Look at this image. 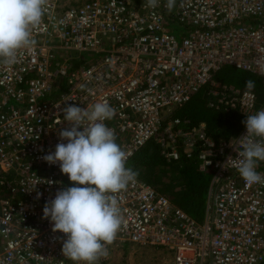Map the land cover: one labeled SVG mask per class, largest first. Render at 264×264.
<instances>
[{
	"label": "built area",
	"instance_id": "2783aa9c",
	"mask_svg": "<svg viewBox=\"0 0 264 264\" xmlns=\"http://www.w3.org/2000/svg\"><path fill=\"white\" fill-rule=\"evenodd\" d=\"M166 2L48 0L35 46L0 63V264H71L43 208L74 182L43 157L67 142L66 106L105 100L127 167L154 141L167 161L182 152L210 174L202 221L136 177L115 194L124 224L109 254L128 244L165 250L170 264H264V184L246 185L235 167L245 125L216 142L204 122L171 117L204 87L210 108L245 119L264 109L213 77L229 65L264 85V0H176L171 12Z\"/></svg>",
	"mask_w": 264,
	"mask_h": 264
},
{
	"label": "clouds",
	"instance_id": "9594fccd",
	"mask_svg": "<svg viewBox=\"0 0 264 264\" xmlns=\"http://www.w3.org/2000/svg\"><path fill=\"white\" fill-rule=\"evenodd\" d=\"M47 3L0 0V63L14 64L20 50L35 46L33 33L41 30ZM158 4L159 0H146L147 7ZM175 4L176 0H167L165 6L171 12ZM245 86L251 91L255 82L248 80ZM63 113L69 127L59 137L67 142L57 143L43 159L58 163L61 173L74 183L46 202L43 216L50 220L53 231L66 234L62 253L73 264H99L109 256V246L124 224L115 194L125 190L139 173L126 166L128 154L105 124L115 114L106 100L87 108L68 105ZM242 123L246 133L237 140L235 167L246 185L264 184V175L256 171L259 162H264V109L247 115Z\"/></svg>",
	"mask_w": 264,
	"mask_h": 264
},
{
	"label": "trees",
	"instance_id": "16d2710c",
	"mask_svg": "<svg viewBox=\"0 0 264 264\" xmlns=\"http://www.w3.org/2000/svg\"><path fill=\"white\" fill-rule=\"evenodd\" d=\"M231 68L223 66L214 74V79L227 86L246 90L248 89L245 82L252 80L255 82V88L251 91L256 94L258 105L263 103L262 78L241 70L234 76L219 77L224 69L228 70V73L235 72ZM207 89L208 87H204L183 106L172 111L171 117L187 119L191 124L204 122L208 135L216 142L237 135L244 127V116L237 109L224 111L208 107ZM128 166L139 173L138 179L165 194L196 220H203L210 174L198 170L194 156L188 157L181 152L176 160L167 161L160 153L159 145L149 141L134 153Z\"/></svg>",
	"mask_w": 264,
	"mask_h": 264
},
{
	"label": "rangeland",
	"instance_id": "374dc122",
	"mask_svg": "<svg viewBox=\"0 0 264 264\" xmlns=\"http://www.w3.org/2000/svg\"><path fill=\"white\" fill-rule=\"evenodd\" d=\"M231 69L235 72L228 73L229 71L224 69L219 74V77L234 76L239 71V69L236 70L234 67ZM109 255L107 259H101L99 264H170L171 261L165 250L151 247H133L128 244L119 245Z\"/></svg>",
	"mask_w": 264,
	"mask_h": 264
},
{
	"label": "crops",
	"instance_id": "0c3cea01",
	"mask_svg": "<svg viewBox=\"0 0 264 264\" xmlns=\"http://www.w3.org/2000/svg\"><path fill=\"white\" fill-rule=\"evenodd\" d=\"M168 254V253H167ZM169 255V254H168ZM169 257H170V260H171V256L169 255Z\"/></svg>",
	"mask_w": 264,
	"mask_h": 264
}]
</instances>
